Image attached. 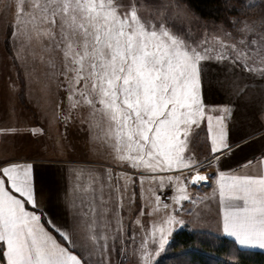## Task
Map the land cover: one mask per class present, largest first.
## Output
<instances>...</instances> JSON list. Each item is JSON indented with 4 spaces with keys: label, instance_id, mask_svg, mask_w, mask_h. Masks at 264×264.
<instances>
[{
    "label": "snow or ice",
    "instance_id": "obj_1",
    "mask_svg": "<svg viewBox=\"0 0 264 264\" xmlns=\"http://www.w3.org/2000/svg\"><path fill=\"white\" fill-rule=\"evenodd\" d=\"M2 7L14 59L47 66L44 87L54 83L63 97L55 115L66 128L87 109L86 144L112 166L73 164L68 186L54 193L33 160L0 159V264H112L114 251L127 258L128 242L135 264H156L185 223L177 210L194 213L184 202L200 203L189 185L208 181L212 173L201 169L213 165L223 232L264 248V0H225V12L237 15L219 24L202 21L184 0H14ZM216 96L226 102H212ZM17 131L0 127L4 135ZM257 138L252 159L233 160ZM137 180L141 204L126 223ZM166 188L174 190L170 204L161 199ZM53 195L69 219L49 214ZM161 208L163 218L145 227L141 217Z\"/></svg>",
    "mask_w": 264,
    "mask_h": 264
},
{
    "label": "rangeland",
    "instance_id": "obj_2",
    "mask_svg": "<svg viewBox=\"0 0 264 264\" xmlns=\"http://www.w3.org/2000/svg\"><path fill=\"white\" fill-rule=\"evenodd\" d=\"M245 2L246 4H251L254 0H245ZM3 3H14V0H0V101L2 102L0 125L2 127H14L16 129L19 128L18 126L25 127L28 125V130L20 129L19 131H22L23 133H18L15 138L12 136L16 142L9 138L10 143L14 145H9L10 149L6 152L5 156H10V154H13L14 152L18 156L22 157L23 155H26L25 157L30 158L31 156H37L39 158L49 156L51 159H59L57 158L58 156L63 159L85 161V163L88 161L86 163L87 165L112 166V161L109 155H106L105 152L93 153L89 150V147L86 144L88 139L86 135L88 125L86 123L81 124V120L87 116V109H78L74 113V120L66 128L59 116L55 115L56 102L63 97L57 94L54 83L51 84L50 89L44 87V84L47 81V66L41 63L39 59L33 60L31 57L27 60L14 59L15 45L12 43L11 38H9L7 42L5 41V35L3 32V25L7 18V14L3 11ZM201 20H207L217 24L222 21H213L205 18H201ZM212 67L216 71L221 70L218 69L214 63L212 64ZM212 102L224 103L226 100L216 96ZM21 105L26 109L20 108ZM63 107L65 114H67L68 106L66 99L64 100ZM58 124L59 129L56 130ZM104 126L103 122H101V127L103 128ZM43 127L45 128L43 129ZM33 129H35V131H33ZM41 129L43 131L46 130L48 136L42 135L41 132L43 131H41ZM27 131L28 136L25 134ZM56 135L58 136V139H56ZM49 136L54 140L50 139L51 141L49 140V142H45L46 140L42 141V139L45 138L48 140ZM201 136H203V133ZM39 137H42V139ZM197 151L199 153L197 158L199 159L204 155V152L202 149H197ZM32 152L34 155L30 154ZM201 170L210 173L211 167L203 168ZM184 175H188V173H184ZM208 183L209 180L200 185H189L188 195L192 196L194 199L198 194L201 198L200 203L191 205L187 201L184 202V207L186 209L192 207L195 211L192 213L187 211L180 212L177 210L176 215L181 216L185 220V223L175 227L173 231L182 227L199 229L198 227L203 226L207 228L212 222L213 203H218L220 197L218 190L214 192L216 184H211L209 186ZM134 191L137 193L136 201L133 205L131 214H129L128 211L124 213L125 220L126 218L134 220L138 214V209L141 204L138 180L137 187ZM161 191L165 193V195L161 197L163 202L170 204L171 201L168 197H171L174 194V190L166 188ZM164 211L165 210L161 208L155 214L142 216L141 220L145 227H150L152 221L163 218ZM136 227L137 232L140 233V227ZM139 239L140 237L138 235L137 242ZM162 252L156 257V259L162 255ZM111 259L112 264H135V258L129 249L127 258H122L119 255L112 256Z\"/></svg>",
    "mask_w": 264,
    "mask_h": 264
},
{
    "label": "trees",
    "instance_id": "obj_3",
    "mask_svg": "<svg viewBox=\"0 0 264 264\" xmlns=\"http://www.w3.org/2000/svg\"><path fill=\"white\" fill-rule=\"evenodd\" d=\"M184 1L201 18L220 21L225 15H237L235 12H225V0ZM227 2L240 4V0ZM252 12L250 9L249 13ZM234 261L238 264H264V253L239 247L233 239L225 236L182 227L173 231L156 264H233Z\"/></svg>",
    "mask_w": 264,
    "mask_h": 264
},
{
    "label": "crops",
    "instance_id": "obj_4",
    "mask_svg": "<svg viewBox=\"0 0 264 264\" xmlns=\"http://www.w3.org/2000/svg\"><path fill=\"white\" fill-rule=\"evenodd\" d=\"M1 103L2 102L0 101V115H1V111H2ZM20 108L26 109L22 105ZM0 121H1V118H0ZM0 127H2V126L0 125ZM18 127H19L18 131L15 133L7 134V135L0 134V159H3L6 155V152L10 149L9 145L12 143H10L9 138H10V140H12V141L14 140V142H16V140L14 139L15 136L18 135V133H23L22 131H19V130L20 129L21 130H23V129L28 130V125L25 127H21V126H18ZM44 128L45 127H43V129ZM58 129H59V124L56 127V130H58ZM41 133L44 136L45 135L48 136L46 130H44ZM25 134H27V136H28V131ZM12 136H14V138ZM39 138L42 139V137H39ZM50 139H52V137L49 136L48 140L45 138V139H42V141L46 140L45 142H49ZM56 139H58L57 135H56ZM52 140H54V139H52ZM12 145H14V144H12ZM260 146H261V142L257 138V142H256V144H254L252 146V149H244L242 153H239V154H237L236 157H233V160L238 161L239 163L242 164L243 159H241V157L246 156L248 159H252V150L258 149V148H260ZM30 154L34 155L33 152ZM14 155L17 157H21V156L16 155L15 152L13 154L12 153L10 154V156H14ZM25 156L26 155H23L22 157H25ZM28 158L35 162L37 175L43 180V182L46 185L50 186L53 189L54 193H55V190L59 189L62 191L63 189H65L68 186V183H69L68 171H69V168L73 164L87 165L86 163L88 162V161H86V163H85V161H78L77 159H65V158L63 159V158H60L58 156H57V158H59V159H54V158L51 159L49 156L41 157V158H39L37 156L36 157L31 156V158L30 157H28ZM235 167H236V164L232 163V162H229L227 165V168L234 169ZM221 170L227 171L226 168H222ZM254 170H255V161L253 162L252 169H248V171L251 172ZM210 173H212V175L209 178V183H208L209 186L211 184H216L215 183V180H216V167H215V165H213L211 167ZM47 211L52 216L63 217L66 220L69 219V217L67 216V210L63 207V201L56 199L55 195H53L52 202H51L49 208L47 209ZM212 212H213V218L211 220L212 222L208 225L207 228L202 226V227H198L199 229H192V230L208 231V232L214 233L218 236H225V237L231 238L235 241V238L233 236L223 232V230H222L223 211H222L221 201H219L218 203H213V211ZM214 212H215V215H214ZM130 220H131L130 218H126L125 222L130 223ZM128 234L130 235V233H128ZM57 238L60 239V237L58 235H57ZM61 242L63 243L64 241L61 240ZM235 243L239 247L257 249V250H260L264 253V248H261L259 246L240 245L236 241H235ZM120 246H121L120 242L117 241V247L119 248ZM132 247H133V245L131 244V242H128V249L131 250ZM112 256H119L118 251H114L112 253Z\"/></svg>",
    "mask_w": 264,
    "mask_h": 264
}]
</instances>
